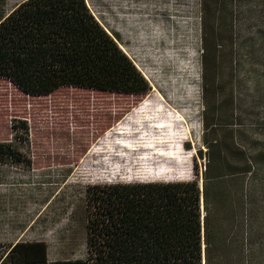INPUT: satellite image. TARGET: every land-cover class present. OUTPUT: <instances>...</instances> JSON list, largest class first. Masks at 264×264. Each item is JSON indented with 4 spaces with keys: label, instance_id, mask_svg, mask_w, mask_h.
Here are the masks:
<instances>
[{
    "label": "rangeland",
    "instance_id": "rangeland-1",
    "mask_svg": "<svg viewBox=\"0 0 264 264\" xmlns=\"http://www.w3.org/2000/svg\"><path fill=\"white\" fill-rule=\"evenodd\" d=\"M19 1L0 0V15ZM87 2L150 89L31 94L0 77V142L14 154L0 159V244L82 257L86 184L191 178L215 142L244 169L245 257L264 264V0Z\"/></svg>",
    "mask_w": 264,
    "mask_h": 264
},
{
    "label": "trees",
    "instance_id": "trees-1",
    "mask_svg": "<svg viewBox=\"0 0 264 264\" xmlns=\"http://www.w3.org/2000/svg\"><path fill=\"white\" fill-rule=\"evenodd\" d=\"M0 77L31 94L64 85L150 89L87 0H21L2 13ZM213 143L191 178L86 184L84 256L48 262L44 240H18L0 244V264H255L243 244L244 169L221 160ZM11 151L0 142V159ZM215 160L223 170L214 172Z\"/></svg>",
    "mask_w": 264,
    "mask_h": 264
},
{
    "label": "crops",
    "instance_id": "crops-1",
    "mask_svg": "<svg viewBox=\"0 0 264 264\" xmlns=\"http://www.w3.org/2000/svg\"><path fill=\"white\" fill-rule=\"evenodd\" d=\"M18 240H25V239H15L11 243H15ZM2 258H3V256L0 257V259H2ZM47 261L48 262H55L56 261V255L54 253H50L48 250H47Z\"/></svg>",
    "mask_w": 264,
    "mask_h": 264
}]
</instances>
